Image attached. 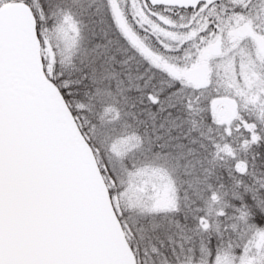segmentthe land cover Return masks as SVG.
Masks as SVG:
<instances>
[{
  "label": "snow or ice",
  "instance_id": "snow-or-ice-1",
  "mask_svg": "<svg viewBox=\"0 0 264 264\" xmlns=\"http://www.w3.org/2000/svg\"><path fill=\"white\" fill-rule=\"evenodd\" d=\"M0 264H264V0H0Z\"/></svg>",
  "mask_w": 264,
  "mask_h": 264
}]
</instances>
